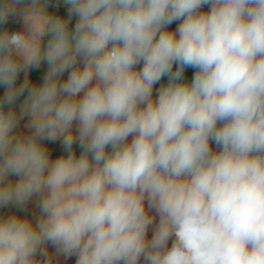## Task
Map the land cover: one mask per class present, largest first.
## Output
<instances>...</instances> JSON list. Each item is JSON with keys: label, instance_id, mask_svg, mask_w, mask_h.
Segmentation results:
<instances>
[{"label": "clouds", "instance_id": "9594fccd", "mask_svg": "<svg viewBox=\"0 0 264 264\" xmlns=\"http://www.w3.org/2000/svg\"><path fill=\"white\" fill-rule=\"evenodd\" d=\"M7 209L0 264H264V0H0Z\"/></svg>", "mask_w": 264, "mask_h": 264}, {"label": "crops", "instance_id": "0c3cea01", "mask_svg": "<svg viewBox=\"0 0 264 264\" xmlns=\"http://www.w3.org/2000/svg\"><path fill=\"white\" fill-rule=\"evenodd\" d=\"M65 11H66V14H67V9L66 8H65ZM73 23H74V21H73ZM17 27H19V25ZM171 27L174 28L175 25H172ZM43 71H44V69L42 68L40 70V72L42 73ZM193 72H194L193 69L186 70V78L187 79H190L191 76L193 75ZM33 75H34V78H35L36 77V74H33ZM163 82H166V78L162 81V83ZM157 87H158V85H157ZM49 147L52 148V149H54V151H53V156L54 157L60 154V150H59V145L58 144H49ZM77 151H79L78 148H77ZM9 210H11V209L0 210V211H9ZM32 210H33V212L35 211L34 206L33 205H29V214H31ZM150 236H151V229L149 230V238H150ZM66 264H74V258L71 259V260H69V261H67Z\"/></svg>", "mask_w": 264, "mask_h": 264}, {"label": "rangeland", "instance_id": "374dc122", "mask_svg": "<svg viewBox=\"0 0 264 264\" xmlns=\"http://www.w3.org/2000/svg\"><path fill=\"white\" fill-rule=\"evenodd\" d=\"M206 10V9H205ZM58 11L60 12V13H64V15L66 14V11H65V7L63 6V5H61V7L58 9ZM9 27H11V28H17V26H18V24H15V23H12V24H10V25H8ZM33 213V210H32V212H31V214Z\"/></svg>", "mask_w": 264, "mask_h": 264}, {"label": "trees", "instance_id": "16d2710c", "mask_svg": "<svg viewBox=\"0 0 264 264\" xmlns=\"http://www.w3.org/2000/svg\"><path fill=\"white\" fill-rule=\"evenodd\" d=\"M61 14H64L63 12Z\"/></svg>", "mask_w": 264, "mask_h": 264}]
</instances>
